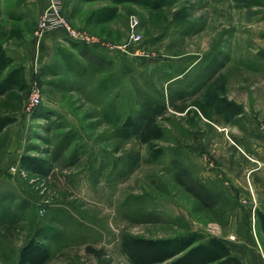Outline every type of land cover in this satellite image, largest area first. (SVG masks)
Wrapping results in <instances>:
<instances>
[{
  "label": "rangeland",
  "instance_id": "rangeland-1",
  "mask_svg": "<svg viewBox=\"0 0 264 264\" xmlns=\"http://www.w3.org/2000/svg\"><path fill=\"white\" fill-rule=\"evenodd\" d=\"M63 4L89 39L58 30L39 40L45 1L0 0V27L22 29L13 65L28 82L0 95V114L15 118L0 133V264H18L32 238L50 249L45 264H136L124 237L193 232L242 264L251 249L264 258L253 183L264 161V0L126 2L101 24L88 17L110 1ZM152 124L162 138H149Z\"/></svg>",
  "mask_w": 264,
  "mask_h": 264
},
{
  "label": "trees",
  "instance_id": "trees-1",
  "mask_svg": "<svg viewBox=\"0 0 264 264\" xmlns=\"http://www.w3.org/2000/svg\"><path fill=\"white\" fill-rule=\"evenodd\" d=\"M24 1L18 0V2ZM108 1L112 4L102 6L90 13L89 22L101 24L113 20L118 15L119 5L122 3L133 2L147 8L159 9L168 4L169 0ZM22 36V29L16 24L8 28L0 27V95L13 89L28 88L24 67L13 66L14 58L7 54L4 47L7 40ZM14 120L15 118L11 115L0 114V133ZM148 136L150 139H160L163 131L160 126L152 124L149 127ZM23 160L31 169L40 170L39 167L42 164L37 162L39 160L36 157L24 156ZM257 215L259 218L264 216L261 212H257ZM122 248L128 258L136 264H242L223 241L199 232L160 238L128 235L123 238ZM49 257L48 246L32 238L20 249L18 264H45Z\"/></svg>",
  "mask_w": 264,
  "mask_h": 264
},
{
  "label": "built area",
  "instance_id": "built-area-1",
  "mask_svg": "<svg viewBox=\"0 0 264 264\" xmlns=\"http://www.w3.org/2000/svg\"><path fill=\"white\" fill-rule=\"evenodd\" d=\"M58 30H64L70 38L89 39L85 31L78 30L72 25L70 18L65 14L63 0H46L44 9L39 16L35 35L37 39L41 40ZM39 101L40 93L35 90L30 105L34 106Z\"/></svg>",
  "mask_w": 264,
  "mask_h": 264
},
{
  "label": "crops",
  "instance_id": "crops-1",
  "mask_svg": "<svg viewBox=\"0 0 264 264\" xmlns=\"http://www.w3.org/2000/svg\"><path fill=\"white\" fill-rule=\"evenodd\" d=\"M39 1H41V4H42V2L46 0H39ZM13 39L15 38L7 40L4 43V47L6 49L7 54L15 58L14 51L17 47L13 43ZM13 66H18V65H13ZM258 164L259 165L253 168V172H254L253 183H254V186H256V192H257L256 194L258 197L256 211L261 212L264 215V177H262L261 171L259 172V170L264 167V161L259 159ZM263 225H264V216L263 218H259L258 216L256 229L257 228L260 229V231H262V233L264 234ZM250 244L251 246L254 245V240L252 238H250ZM249 256H250L251 264H264V258H262L260 251L258 249H251Z\"/></svg>",
  "mask_w": 264,
  "mask_h": 264
}]
</instances>
